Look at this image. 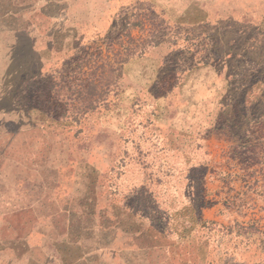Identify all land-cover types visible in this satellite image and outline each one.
Instances as JSON below:
<instances>
[{
	"label": "rangeland",
	"instance_id": "374dc122",
	"mask_svg": "<svg viewBox=\"0 0 264 264\" xmlns=\"http://www.w3.org/2000/svg\"><path fill=\"white\" fill-rule=\"evenodd\" d=\"M176 1L80 0L28 89V145L0 146V171L30 155L50 211L91 227L84 264H264L262 0L239 21Z\"/></svg>",
	"mask_w": 264,
	"mask_h": 264
},
{
	"label": "crops",
	"instance_id": "0c3cea01",
	"mask_svg": "<svg viewBox=\"0 0 264 264\" xmlns=\"http://www.w3.org/2000/svg\"><path fill=\"white\" fill-rule=\"evenodd\" d=\"M126 1L110 0L113 7L123 6ZM249 1L176 2L186 3L189 9L196 8L203 16H209L214 10V16L220 19L239 21V17H252ZM51 3L62 4L61 13L51 16ZM261 6L264 7V0ZM80 10V0L77 3L76 0H23L20 3L0 0V146L5 147V153L6 147L18 141L28 145V139L22 136L35 125L27 105L30 102L28 89L49 74L53 52L62 50L66 43L65 21L67 17L78 20ZM260 18L259 32L264 36V14ZM51 22L56 31L51 32ZM38 123L36 126L43 132L44 122ZM31 160L27 154L20 159L8 158L6 161L14 162L11 166L15 169L0 171V178L9 179L11 191L10 208L4 214L0 209V264H84L90 252L100 249L87 248L85 243L90 241L81 237L83 232L89 235L91 227L80 225V220L71 214L50 211V183L46 180V187L37 185L39 181L43 183L44 170L31 168ZM87 213L92 216V206ZM4 226L9 230L7 236L3 235Z\"/></svg>",
	"mask_w": 264,
	"mask_h": 264
}]
</instances>
